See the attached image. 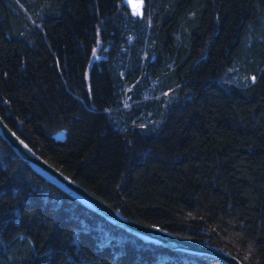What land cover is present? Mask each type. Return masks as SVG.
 <instances>
[{"label": "trees", "instance_id": "obj_1", "mask_svg": "<svg viewBox=\"0 0 264 264\" xmlns=\"http://www.w3.org/2000/svg\"><path fill=\"white\" fill-rule=\"evenodd\" d=\"M0 114L148 225L264 264V0H0ZM0 264H228L146 241L0 134Z\"/></svg>", "mask_w": 264, "mask_h": 264}, {"label": "water", "instance_id": "obj_2", "mask_svg": "<svg viewBox=\"0 0 264 264\" xmlns=\"http://www.w3.org/2000/svg\"><path fill=\"white\" fill-rule=\"evenodd\" d=\"M0 134L13 149L22 156L36 171L47 180L79 199L84 205L106 217L114 224L124 227L146 241L163 244L172 249H181L191 253H204L221 258L228 264H245L233 253L219 245L205 243L183 237L156 225H148L128 216L115 208L87 187L67 175L40 155L24 138H22L0 114Z\"/></svg>", "mask_w": 264, "mask_h": 264}, {"label": "rangeland", "instance_id": "obj_3", "mask_svg": "<svg viewBox=\"0 0 264 264\" xmlns=\"http://www.w3.org/2000/svg\"><path fill=\"white\" fill-rule=\"evenodd\" d=\"M135 11H140L142 8L143 0H126Z\"/></svg>", "mask_w": 264, "mask_h": 264}, {"label": "bare ground", "instance_id": "obj_4", "mask_svg": "<svg viewBox=\"0 0 264 264\" xmlns=\"http://www.w3.org/2000/svg\"><path fill=\"white\" fill-rule=\"evenodd\" d=\"M8 142V141H7ZM9 143V142H8ZM22 157V156H21ZM23 158V157H22ZM24 159V158H23Z\"/></svg>", "mask_w": 264, "mask_h": 264}]
</instances>
